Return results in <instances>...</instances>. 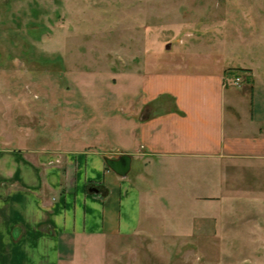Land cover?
I'll return each mask as SVG.
<instances>
[{
	"label": "rangeland",
	"instance_id": "obj_1",
	"mask_svg": "<svg viewBox=\"0 0 264 264\" xmlns=\"http://www.w3.org/2000/svg\"><path fill=\"white\" fill-rule=\"evenodd\" d=\"M209 55L219 67L264 62V0H0V146L120 155L130 122L154 113L139 108L146 78L213 69ZM151 168L141 180L160 203L133 233L80 252L88 264H264V204L181 215Z\"/></svg>",
	"mask_w": 264,
	"mask_h": 264
},
{
	"label": "crops",
	"instance_id": "obj_2",
	"mask_svg": "<svg viewBox=\"0 0 264 264\" xmlns=\"http://www.w3.org/2000/svg\"><path fill=\"white\" fill-rule=\"evenodd\" d=\"M204 61L213 69L146 78L139 108L154 113L130 122L128 140L119 141L130 168L136 162L135 178L130 168L124 176L113 171L106 160L120 155L97 146L1 145L0 264H88L80 252L133 233L145 204L160 203L141 180L151 167L162 170L163 198L181 215H229L244 198L264 204V62L219 67L214 55ZM238 68L242 74L231 75ZM171 167L177 177L168 174Z\"/></svg>",
	"mask_w": 264,
	"mask_h": 264
},
{
	"label": "water",
	"instance_id": "obj_3",
	"mask_svg": "<svg viewBox=\"0 0 264 264\" xmlns=\"http://www.w3.org/2000/svg\"><path fill=\"white\" fill-rule=\"evenodd\" d=\"M106 163L117 174L124 176L130 168V156L123 154L116 159H107Z\"/></svg>",
	"mask_w": 264,
	"mask_h": 264
},
{
	"label": "trees",
	"instance_id": "obj_4",
	"mask_svg": "<svg viewBox=\"0 0 264 264\" xmlns=\"http://www.w3.org/2000/svg\"><path fill=\"white\" fill-rule=\"evenodd\" d=\"M237 70H244V69H240V68H238Z\"/></svg>",
	"mask_w": 264,
	"mask_h": 264
},
{
	"label": "built area",
	"instance_id": "obj_5",
	"mask_svg": "<svg viewBox=\"0 0 264 264\" xmlns=\"http://www.w3.org/2000/svg\"><path fill=\"white\" fill-rule=\"evenodd\" d=\"M59 160H57V162H58Z\"/></svg>",
	"mask_w": 264,
	"mask_h": 264
}]
</instances>
